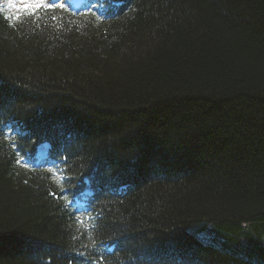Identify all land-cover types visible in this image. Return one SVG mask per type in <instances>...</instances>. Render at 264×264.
<instances>
[{
  "label": "trees",
  "instance_id": "1",
  "mask_svg": "<svg viewBox=\"0 0 264 264\" xmlns=\"http://www.w3.org/2000/svg\"><path fill=\"white\" fill-rule=\"evenodd\" d=\"M93 1L0 7V264H264V0Z\"/></svg>",
  "mask_w": 264,
  "mask_h": 264
},
{
  "label": "rangeland",
  "instance_id": "2",
  "mask_svg": "<svg viewBox=\"0 0 264 264\" xmlns=\"http://www.w3.org/2000/svg\"><path fill=\"white\" fill-rule=\"evenodd\" d=\"M32 2L33 0H0V7L3 11H5V13L14 18L19 17L24 12L37 9L33 8L31 10H25L27 4ZM43 2L45 5L59 3L70 6H78L80 4H83L85 0H43ZM210 238L213 243L221 246V242L217 241V238L213 234H211Z\"/></svg>",
  "mask_w": 264,
  "mask_h": 264
},
{
  "label": "snow or ice",
  "instance_id": "3",
  "mask_svg": "<svg viewBox=\"0 0 264 264\" xmlns=\"http://www.w3.org/2000/svg\"><path fill=\"white\" fill-rule=\"evenodd\" d=\"M64 5H59V7H63ZM38 7H48V8H50V9H54V8H56L57 7V5H55V4H48V5H45L44 4V2H43V0H33V2L32 3H29V4H27V6H26V8H25V10H31V9H33V8H38ZM19 162V161H18ZM27 165H25V167H26Z\"/></svg>",
  "mask_w": 264,
  "mask_h": 264
},
{
  "label": "water",
  "instance_id": "4",
  "mask_svg": "<svg viewBox=\"0 0 264 264\" xmlns=\"http://www.w3.org/2000/svg\"><path fill=\"white\" fill-rule=\"evenodd\" d=\"M48 146H49V144H48V143H45V144H43V145H41V146L39 147V150H41V151H45V150L48 148Z\"/></svg>",
  "mask_w": 264,
  "mask_h": 264
}]
</instances>
